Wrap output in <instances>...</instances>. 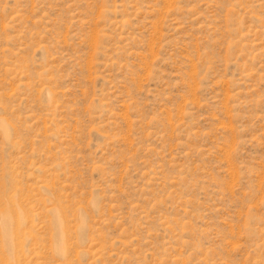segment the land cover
Segmentation results:
<instances>
[{"label": "rangeland", "instance_id": "rangeland-1", "mask_svg": "<svg viewBox=\"0 0 264 264\" xmlns=\"http://www.w3.org/2000/svg\"><path fill=\"white\" fill-rule=\"evenodd\" d=\"M0 264H264V0H0Z\"/></svg>", "mask_w": 264, "mask_h": 264}, {"label": "bare ground", "instance_id": "bare-ground-1", "mask_svg": "<svg viewBox=\"0 0 264 264\" xmlns=\"http://www.w3.org/2000/svg\"><path fill=\"white\" fill-rule=\"evenodd\" d=\"M7 214H8V212H7ZM10 216V215H9ZM4 227H5V224H4ZM7 230H8V228H6L5 227V233H6V236H8V232H7ZM5 239V238H4ZM8 240H9V238H8ZM6 243V242H5ZM12 245V244H11ZM64 251V250H63Z\"/></svg>", "mask_w": 264, "mask_h": 264}]
</instances>
